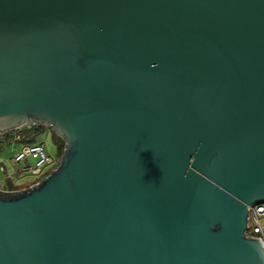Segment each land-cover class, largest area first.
I'll list each match as a JSON object with an SVG mask.
<instances>
[{
	"label": "water",
	"instance_id": "obj_1",
	"mask_svg": "<svg viewBox=\"0 0 264 264\" xmlns=\"http://www.w3.org/2000/svg\"><path fill=\"white\" fill-rule=\"evenodd\" d=\"M29 123L66 144L0 190V264H264V0H0V136Z\"/></svg>",
	"mask_w": 264,
	"mask_h": 264
},
{
	"label": "rangeland",
	"instance_id": "obj_2",
	"mask_svg": "<svg viewBox=\"0 0 264 264\" xmlns=\"http://www.w3.org/2000/svg\"><path fill=\"white\" fill-rule=\"evenodd\" d=\"M55 130L51 126L43 127L39 132L33 133L32 137L36 142H41L46 152L52 157L54 164L47 171L51 173L59 164L61 154L60 153V140L58 135H55ZM13 133V132H12ZM11 133V134H12ZM29 144V143H27ZM21 146V143L12 141L11 143H4L0 145V190L1 191H21L29 188L32 184H36L42 180V177L36 176L34 173L20 172L17 173L12 158ZM32 166L35 165V160L30 158ZM48 174L45 175V177ZM24 188V189H22Z\"/></svg>",
	"mask_w": 264,
	"mask_h": 264
},
{
	"label": "built area",
	"instance_id": "obj_3",
	"mask_svg": "<svg viewBox=\"0 0 264 264\" xmlns=\"http://www.w3.org/2000/svg\"><path fill=\"white\" fill-rule=\"evenodd\" d=\"M30 158L35 160L34 166H32ZM12 161L17 173L30 171L36 176L42 177V180L45 178L46 174H49L47 171L50 170L54 164L52 157L48 155L42 144L23 145L21 148L16 150ZM40 182H37L36 184H39ZM36 184H32V186ZM248 210L249 227L246 235L248 237L260 239L264 244V204L249 206Z\"/></svg>",
	"mask_w": 264,
	"mask_h": 264
},
{
	"label": "trees",
	"instance_id": "obj_4",
	"mask_svg": "<svg viewBox=\"0 0 264 264\" xmlns=\"http://www.w3.org/2000/svg\"><path fill=\"white\" fill-rule=\"evenodd\" d=\"M42 129H43V127H41V126L33 125V124L29 123L25 127L19 129L16 132H13L12 134L11 133H7V134H4V135L0 136V145H1V143L2 144L11 143L12 141H15L17 143H21L23 145H25L27 143H29L30 145L41 144V142H36L34 137H32V134L36 133V132H39ZM56 134L57 133L55 132V135ZM58 139L60 140V143H59L60 153H62L63 149L65 148L66 142H65V139L63 137H61L60 135H58ZM23 193H25V192L21 191V192L16 193V194H13V193H9V194L8 193H4V194H5V196H19V195H22ZM1 194H3V193L1 192Z\"/></svg>",
	"mask_w": 264,
	"mask_h": 264
},
{
	"label": "crops",
	"instance_id": "obj_5",
	"mask_svg": "<svg viewBox=\"0 0 264 264\" xmlns=\"http://www.w3.org/2000/svg\"><path fill=\"white\" fill-rule=\"evenodd\" d=\"M22 145H23V144H21V146H22ZM21 146H20V147H21ZM22 189H24V188H22Z\"/></svg>",
	"mask_w": 264,
	"mask_h": 264
}]
</instances>
